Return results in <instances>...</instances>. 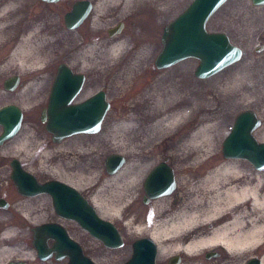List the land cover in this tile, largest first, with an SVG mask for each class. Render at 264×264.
<instances>
[{
  "label": "bare ground",
  "instance_id": "bare-ground-1",
  "mask_svg": "<svg viewBox=\"0 0 264 264\" xmlns=\"http://www.w3.org/2000/svg\"><path fill=\"white\" fill-rule=\"evenodd\" d=\"M178 2L180 0H100L93 11L102 13L100 15L98 13V17L93 19V32L101 31H97L100 18L106 19L110 16L103 14L109 10L103 11L105 4L107 6L112 5L119 15L126 14L133 8L141 6L151 9L158 17H164L169 13V8ZM23 11L24 0H0V51H3L11 41H15L12 51L0 64V70L11 71L16 69L23 76L31 75L26 87L22 90V94L26 95L29 100H33L38 96L41 83L40 73L49 64L56 43L63 39L56 36L54 32L46 33L42 28L43 22L38 25L35 24L32 20L24 17ZM134 20L138 23L137 27L144 26L143 20L141 22H138L137 18ZM109 21L114 22V20ZM134 33L138 35L137 32L134 31ZM85 38L86 43L83 45L76 43L75 47V57L84 66L97 69L100 66L99 60H102L103 64L115 67L124 61L125 48L128 44L127 38L120 37V35L112 40H107L105 36L89 39L90 36L86 35ZM151 53V42L147 41L137 49L134 58L125 65L123 72H120L122 75L126 74L120 75L121 77L118 76L117 80L126 82L131 80L132 74L149 58ZM245 67L248 68L249 64H246ZM241 76L238 73L234 77L239 78ZM234 77L232 82L235 80ZM209 90L213 94L215 93L214 97L211 98L214 101L217 96L221 97L220 108L214 107L213 103V108H211L208 103L207 108L203 110L205 98L208 95L207 90L191 88L186 80L176 75L158 77L131 102L129 113L114 122L113 130L115 133L108 139L106 138L100 147H93L90 151L93 154L92 164L95 165L105 151L107 143L119 144L121 153H131L136 157L135 163H125L117 173L110 175L111 177L105 180L96 169L82 170L78 168L76 172L78 182H75L57 175L62 170V165L58 161L53 167V169H57L55 176H53L55 179L51 180L70 184L76 190L84 189L83 183L90 184V187L95 189L90 201L99 209L100 214L97 215L100 218L103 217L108 220H112L115 216L128 218L131 204L138 199L139 180L148 170L147 160L143 158L146 151L148 152V149L153 146L161 145L165 139H170L171 136L178 133L179 135L175 140L178 141V143L176 142L177 149L169 155H172L178 164L185 165L182 167L183 169L200 168L205 165L210 166V168L204 174H199L197 180L190 179L191 177L196 178L197 175H188L189 177L186 175L187 179L183 181L178 172L179 183L177 188L180 190L183 186L188 192L184 196H177L176 194L171 196V199L178 198L179 201L181 200L180 205H175V200H169L168 197L175 188V180L173 179L175 170L169 169L166 164L169 170L167 173L162 171L155 174L154 178L156 177V181L160 185L163 184L165 177L168 180L169 172L174 182L169 193L153 198L155 200L149 207L151 210L150 218L147 219L146 215L140 217L141 221L147 219L152 224V231L148 238L157 245L156 258L168 256L174 252L194 253V256H197L204 249L218 246L222 247L226 254V259L218 260V264H233L234 257L244 253L251 256L259 253L258 259L261 264H264V173L260 172L264 170L254 171L250 169V173H247L239 161L243 159H215L216 154L214 153L217 146V136L228 111L235 104L252 97L255 92L234 98L229 95L227 84L219 87L214 86ZM47 102L45 106H47ZM20 103L25 107L24 101ZM193 111L198 114L196 118L194 116L190 118ZM186 126L189 127L185 131ZM260 128L258 127L253 132V137L257 142H259L258 140L264 141V132H261ZM28 133L29 130L24 127L15 137L8 140L0 148V159L12 156L18 163L27 165V171L31 174L34 167L30 165L35 155L37 156L36 166L42 170L48 169L52 164L51 162L57 158V154L61 153L62 148L68 144L65 140L69 138L55 143L54 146L47 141H32ZM79 135L83 134L75 136ZM173 145L174 143L170 142L166 148L172 150ZM17 151L22 154L15 153ZM85 151L87 155L90 154L89 150ZM7 153L10 156L6 157ZM159 166L161 167L158 164L150 175L160 168ZM0 178L2 179L3 175L0 174ZM109 183L114 187L107 191ZM163 185L165 186V183ZM13 186L18 192L14 181ZM134 187L137 191L135 199L132 197ZM163 189H156L153 194L165 192V187ZM107 192H110L109 196ZM17 195L19 192L14 195L15 199H12L11 212L0 214V228L4 229L0 233V264L20 253L21 258L29 259L31 264H38L39 261L40 264H44L47 261L40 259L37 261L29 253L24 252L21 234L23 230L19 229V224L23 220L28 225H37L44 221L46 215L42 211H46V209L39 208L37 203H34L35 198L42 195H26L27 197L21 194V197H17ZM102 196L107 197L103 198ZM203 201L210 203L211 207L206 210ZM191 202L196 203L197 210L199 208L202 212L200 213V210L199 213L192 211L189 204ZM135 216L127 222V226L139 218L138 214ZM122 241L125 243L123 238ZM32 247L36 254L33 241ZM173 258L175 259V257L171 259ZM212 258L214 257L207 256L208 260Z\"/></svg>",
  "mask_w": 264,
  "mask_h": 264
},
{
  "label": "rangeland",
  "instance_id": "rangeland-1",
  "mask_svg": "<svg viewBox=\"0 0 264 264\" xmlns=\"http://www.w3.org/2000/svg\"><path fill=\"white\" fill-rule=\"evenodd\" d=\"M65 1L72 3L75 0ZM191 1L192 0H180V2L169 8V13H167L164 17H158L151 9L141 6L133 8L126 14L119 15L112 5L107 6L105 4V9H103V11L106 9L109 10L103 14H109L110 16L106 19L100 18V20H98L99 24L97 26H99V29L97 31H101L97 32V34L93 32L94 29L92 28V22L94 17H98V15H100L102 12L93 11L90 14V18H87L83 25L71 31L66 29L64 26V15L69 12L70 7L63 8L61 6L58 7L57 5L49 6L43 3L41 0H24V17H26L28 20H32L37 25L43 22L44 25L42 28L46 33L54 32L56 33V36L61 37L63 40H59L56 43L55 49L50 56L49 64L40 73L39 78L41 79V83L37 93L38 96L33 100H29L26 95L22 94V90L26 87L27 81L31 78V75L23 76L16 69L11 71L0 70V108L11 104L18 106L23 113V123L20 131L26 127L29 130L28 135L31 136L32 141L38 140L41 142H50L49 133L45 130L44 123L40 121V116L42 109L45 107L48 99L50 80L52 75L56 72L58 65L61 63L69 65L71 69L76 71L78 70L87 77L86 88L90 89L89 92L99 89L103 90L106 94V100L110 105V109L103 120L100 131L97 134L79 135L65 140L68 142V144L62 148L63 150L61 153L59 152V154H57V158L51 162L52 164L48 167V169H43L45 171L36 166L37 156L35 155L32 159V164L30 165L34 167L33 174L35 176H37L41 181L55 179L53 176H55L57 169H53V167H55L56 162L59 161L58 163L62 165V170L60 173H57V175L69 179V181L72 180L78 182L76 177L78 168L82 170L96 169L98 173L103 175V180H105L111 177L106 173L104 166V161L107 156L116 154L123 156L126 159V164L135 163L137 160L136 157L131 153H121L119 144L107 143L105 151L101 154L100 159L95 165L92 164L91 158L93 154L90 153V151L93 149V147H100L106 138L108 139L109 136L115 133L113 130L114 122H116L117 119H120V117L123 115L129 113V105L131 102L138 97V94L144 90L147 85H151L158 77L176 75L186 80L191 88L204 91L207 90L208 95L205 98L206 100L203 110H205L204 108H207L206 105L208 103L210 104L211 108H213V106L217 108L221 107V97L217 96L215 101L214 99H211L215 95V93L213 94L209 90L211 87H219L227 84L228 93L234 98H239L240 95H247V93L255 92L252 97L235 104V106L228 111L217 136V146L214 150V153L216 154L215 159H224L221 151L222 142L230 132L234 120L240 112L246 110L254 111L263 122L259 130L264 132V6H253L251 4V0H227V2H225L207 22L206 29L208 32L224 33L228 36L230 43L241 50V59L235 64L223 69L221 72L207 79H197L195 77L194 70L198 65V61L195 59H187L166 69L156 68L154 61L162 48L160 41L162 28L167 25V23L174 20L181 12H183ZM135 18H137L138 22L143 20L142 22H144V26L141 28L137 27L136 25H138V23L135 22ZM109 20H114V22L111 23ZM118 22L123 23V28L117 36L120 35V37L127 38L128 41V44L125 48L126 53L123 57L124 61H121L115 67H111L108 64H103L102 60H99L100 66L97 69H92L90 66H84L83 63L75 57L76 43L79 45L86 43V35L90 36L89 39H93L94 37L98 36L108 37L106 30L108 27H111ZM134 31L137 32L138 35H135ZM18 37L19 35L17 38ZM147 41L151 42L152 47V53L149 58L144 61V63L138 68L136 72H134V74H132L131 80H128L127 82L122 80L118 81V76H124V74H126L124 73L122 75L120 73L123 72L125 65L128 64L132 58H134L135 54L137 53V49H139L140 46L144 45ZM14 45L15 41H11L7 47L3 49V51H0V64L12 51ZM246 64H249L248 68H244ZM82 67L83 69H81ZM238 73H240L242 76L239 78L234 77ZM13 76L19 77L18 87L13 92L5 91L3 88V82ZM233 77L235 80L232 82ZM23 101L25 102V107H23L20 103H23ZM212 103L214 104L213 106ZM197 115L198 114L196 111H193V113L190 115V118L193 116L196 118ZM188 127L189 126H186L184 130L186 131ZM1 130L2 129L0 127V131ZM178 135L179 134L177 133L171 136L170 139H165L161 145L153 146L152 148L148 149V152L146 151V154L144 155L145 157H143L145 160H147L146 166L149 168L155 164H160V162H163L173 167L177 173L179 172L183 181L187 179L185 177L186 175L198 176L199 174H204L210 168V166L205 165L200 168L191 167L183 169L182 167L185 165L178 164L175 158L172 155H169V153L174 152L177 149L176 142L178 143V141L175 140ZM258 141L264 142L261 140ZM170 142L174 143V148L172 150L166 148L167 144H170ZM4 144H6V142ZM50 145L54 146L56 144L51 142ZM85 150H89V156L85 153ZM15 153L22 154L20 151ZM5 156L7 157L10 155L7 153ZM11 157L3 158L4 162L2 164H4V166L0 172V174L3 175V178H0V185L4 184L3 186H0V194H3L4 197L6 196L10 202L12 199H15L14 195L17 194L12 181L9 178V172L7 168L8 160ZM239 161H241L243 169L247 173H250V163L243 160ZM190 179H193V177ZM135 184L137 185V182H135ZM83 185L84 189L79 191L85 195L88 200H90L91 196L94 195L95 189L94 187H90V184L83 183ZM113 187L114 185L109 183L107 185L108 189L106 190L110 191V189ZM180 190L179 191L183 196L188 193L186 188L183 186ZM109 193L110 192H107L108 196ZM136 196L137 191L134 187L132 197L135 199ZM169 200L172 199L170 198ZM34 203H37L39 208L43 207L46 209V211H42L46 215L44 221H41L37 225H28L23 220L21 224H19V229L23 230V233L21 232V234L22 245L25 248L24 252L29 253L33 259L35 257V251L33 250L30 243L32 235L28 231V227L38 226L41 223L55 220L53 208L47 196L42 195L39 196V198H35ZM203 203L206 210L211 207L210 203L206 201H203ZM189 204L192 211L199 213L200 209L198 208L197 210L196 203L191 202ZM96 209L99 212L97 207ZM201 212L202 210H200V213ZM136 214L139 215V218L136 219L133 224L127 226V222ZM150 214V208L143 206L138 196V199L134 200L129 208L128 218L115 216V218L112 220H108L100 215L103 219L108 220L115 225L125 242L122 247L113 250H108L101 247V244L98 241L90 239L86 236H82L78 230H75L73 233L77 240H81V237H83L82 240L86 243L85 247L87 251L91 249L97 251V253H95V255L93 254L92 256L95 263L124 264L131 258L132 243L140 238H148V235L151 233L152 224L149 223L150 220H147L150 218ZM141 215H144V217L146 215L147 219L144 218L145 220L141 221ZM216 248H218V246L204 249L197 256H194V253L186 254L184 252H174L168 256L160 258L157 257L156 264H167V261L172 256H180L181 264H218V259L214 260L212 258L210 260H206L203 255V253ZM11 261H23L31 264L29 259L21 258V253L16 257L6 259L2 264H7ZM38 264L40 263L38 262ZM44 264L64 263L54 262L51 260L45 262ZM233 264H241V261L234 262Z\"/></svg>",
  "mask_w": 264,
  "mask_h": 264
},
{
  "label": "water",
  "instance_id": "water-1",
  "mask_svg": "<svg viewBox=\"0 0 264 264\" xmlns=\"http://www.w3.org/2000/svg\"><path fill=\"white\" fill-rule=\"evenodd\" d=\"M45 3H56L58 0H41ZM227 0H193L188 7L164 28L161 36L162 48L155 58L157 69H166L186 59H195L198 66L194 70L197 79H207L241 59V50L232 45L224 33H211L206 29L211 16ZM253 6H264V0H251ZM92 5L89 1L76 2L71 11L64 15V26L68 30L78 28L90 15ZM121 31V24L114 36ZM264 77V72H263ZM83 84V76L75 75L71 69L61 64L55 78L46 108L42 111L41 122L45 130L52 135L54 143L71 138L78 134H97L103 120L110 109L105 93L99 92L80 104H71L78 95ZM19 85V77L13 76L4 81L5 91L13 92ZM23 113L16 105L0 108V147L15 137L22 126ZM262 120L254 111L240 112L233 126L222 142L223 158L243 159L257 170H264V142H257L253 132L262 126ZM126 159L120 155H109L104 161L108 175L117 173ZM145 182V191L152 198L169 193L173 188V180L169 172L167 181L159 184L154 178L157 172L167 173L165 163H160ZM12 178L18 192L24 196L48 194L57 213L75 221L83 230L100 241L106 248L117 249L124 245L117 228L108 220L100 218L95 210L87 204L79 192L62 182L49 181L39 184L29 173L23 172L18 162H12ZM166 175V174H165ZM164 186L166 191L153 194ZM53 241L52 247L47 242ZM33 246L41 261H48L55 254V260L68 257V264H95L85 258L80 247L54 225H42L33 229ZM132 256L124 264H155L157 246L150 238H142L132 243ZM66 255V256H65ZM179 258H173L170 264H178ZM9 264H13L10 262ZM15 264V263H14ZM17 264H26L17 262ZM246 264H261L259 259H249Z\"/></svg>",
  "mask_w": 264,
  "mask_h": 264
},
{
  "label": "flooded vegetation",
  "instance_id": "flooded-vegetation-1",
  "mask_svg": "<svg viewBox=\"0 0 264 264\" xmlns=\"http://www.w3.org/2000/svg\"><path fill=\"white\" fill-rule=\"evenodd\" d=\"M78 1H89L90 3H91V5H92V10H91V13L93 12V10H94V7H95V5L100 1V0H75L74 2H72V3H68V1H65V0H58L56 3H45V4H47V5H49V6H51V5H57L58 7H63V8H69L70 10L72 9V7H73V5L76 3V2H78ZM44 3V2H43ZM69 10V11H70ZM88 18H90V15H89V17ZM87 20V19H86ZM85 20V21H86ZM85 21L81 24V25H83L84 23H85ZM121 24V29L123 28V23H121V22H118V23H116V24H114L113 26H111V27H108V29L106 30L107 32H106V34H107V36L108 37H105L107 40H112V39H114L115 37H117V35L118 34H116V35H114V36H110L109 35V32H111V31H113V32H115L116 31V29L119 27V25ZM80 25V26H81ZM79 26V27H80ZM78 27V28H79ZM162 30H163V28H162ZM71 31H73V30H71ZM121 32V31H120ZM160 39H161V37H160ZM161 41V40H160ZM61 64H65V63H61ZM61 64H59L58 65V67H57V69H56V72L52 75V78H51V80H50V90H51V87H52V84H53V82H54V80H55V78L57 77V74H58V68H59V66L61 65ZM65 65H67V64H65ZM68 67H69V65H67ZM70 68V67H69ZM71 69V68H70ZM71 71H72V73L73 74H75V75H82L83 76V84H82V86H81V89H80V91H79V93H78V95L73 99V101H72V103L71 104H80V103H82V102H84V101H86L87 99H89V98H91L92 96H94L95 94H97V93H99V92H104L103 90H101V89H99V90H96V91H92V92H89V90L90 89H87L86 88V82H87V77L83 74V73H81L80 71H76V70H74V69H71ZM50 90H49V92H50ZM88 93V94H87ZM105 93V92H104ZM106 95V94H105ZM48 101V100H47ZM46 108V106L42 109V111L44 110ZM41 114H42V112H41ZM40 121H41V116H40ZM0 133H1V131H0ZM83 135H88V134H83ZM49 144H51V142L52 143H54L53 142V140H52V135L51 134H49ZM55 144V143H54ZM4 145V144H3ZM2 145V146H3ZM1 146V147H2ZM0 147V148H1ZM15 158H13V157H11V158H9V160H8V165H7V168H8V174H9V178H10V180L12 181V184H13V178H12V174H13V167H12V162H13V160H14ZM6 161V160H5ZM4 162V159H0V170H2L3 168V166H4V164H2ZM18 162V161H17ZM157 165L158 164H155V165H153L152 167H149L148 168V170H147V172H146V174L139 180V199H140V202H141V204L143 205V206H147V207H150L151 205H152V203L154 202V200L155 199H153L152 197H151V195H149V194H147L146 193V191H145V182H146V180L148 179V177H149V175L151 174V172L155 169V168H157ZM18 166L20 167V169L23 171V172H27V173H29L28 171H27V165H24V164H20V163H18ZM250 167H251V170H254V171H258V170H256L251 164H250ZM168 168L169 169H172L173 171H174V169H173V167H171V166H169L168 165ZM172 171V172H173ZM260 172H262V173H264V171H260ZM29 174H31V173H29ZM35 179H36V181L39 183V184H44V183H47V182H49V181H52V180H43V181H41L37 176H35L33 173L31 174ZM197 178H198V176H196V178H194L193 177V180H197ZM173 179L175 180V188L173 189V191L171 192V195H169L168 197L169 198H171V196H173L174 194H176L177 196L179 195V196H182V194H181V192L178 190V188H177V185H178V179H179V175H178V173L177 172H175L174 171V173H173ZM164 181H167V179H166V177L164 178ZM60 182H62V181H60ZM63 183V182H62ZM65 184V183H64ZM66 185H68V184H66ZM68 186H70V184L68 185ZM72 187V186H71ZM164 187L163 186H161V188L160 189H162V190H164L163 189ZM16 191V190H15ZM79 191V190H78ZM16 193H18V192H16ZM154 193H155V191H154ZM79 194L82 196V198L87 202V204L89 205V206H91L94 210H95V212L97 213V214H99V212L97 211V209H96V207L91 203V201L90 200H88L87 199V197L85 196V195H83L80 191H79ZM40 195H44V196H47L48 198H49V200H50V203H51V205H52V208H53V213H54V216H55V220H52V221H47V222H44V223H41L40 225H38V226H36V227H40V226H42V225H46V224H48V225H54V226H56L57 228H59L61 231H64L65 233H66V235L69 237V239L70 240H72V241H74L79 247H80V249H81V252H82V254H83V256L85 257V258H88L89 260H91L93 263H95V261H94V259H93V254L95 255V253H97V251H95V250H93V249H91V250H89V251H87L86 250V247H85V241H83L82 239H83V237H81V240H77V238L75 237V235H74V233L73 232H75V230H78L79 232H80V234L82 235V236H86V237H88V238H90V239H94L89 233H87V232H85L75 221H72L71 219H67V218H65V217H63L62 215H60L59 213H57L56 211H55V209H54V207H53V203H52V200H51V197L48 195V194H40ZM17 197H21L20 196V193H19V195H17ZM23 197V196H22ZM27 197V196H26ZM172 200H175V205H180V203H181V200L179 201V199L178 198H173ZM13 207V202L11 201H9L7 198H6V196L4 197V195L3 194H0V214L1 213H3V212H6V213H10L11 212V208ZM227 217V216H226ZM36 227H34V228H36ZM33 227H28V231L31 233V235H32V238H31V240H30V243H31V246H32V241H33V229H34ZM3 230V228H0V233H1V231ZM94 240H96V239H94ZM96 241H98V240H96ZM100 244H101V247H103V248H105V249H108V248H106L100 241H98ZM53 241H48V246L49 247H52V245H53ZM33 248V247H32ZM108 250H113V249H108ZM256 254H258V255H255V256H251V255H248V254H246V253H244V254H241L240 256H237V257H234V259L232 260L233 261V263L234 262H238V261H241V264H246V262L249 260V259H251V258H253V257H255L256 259H258L259 258V253H256ZM204 258L206 259V260H208L207 259V256H210V257H214L213 259L215 260V259H218V260H221V259H226V254H225V252H224V250H223V248L222 247H218V248H216V249H213V250H209V251H207V252H205L204 254ZM172 257H175V258H179L180 259V261H179V263L178 264H181V257L180 256H172ZM172 257H170L169 258V260L167 261V264H170V261H171V258ZM34 259L35 260H37V261H39V259L37 258V256H36V254H35V257H34ZM54 261V262H59V263H64V264H68V262H69V259H68V257H64L62 260H60V261H56L55 260V255L53 254L52 255V257H51V259L49 260V261ZM13 262V264L15 263V264H17V262H23V261H12ZM40 262V261H39ZM10 262H8L7 264H9ZM23 263H26V264H29L28 262H23ZM95 264H97V263H95ZM196 264H199V263H196Z\"/></svg>",
  "mask_w": 264,
  "mask_h": 264
}]
</instances>
